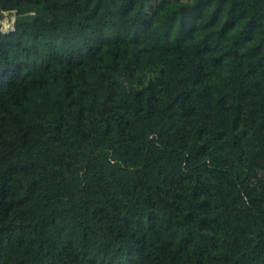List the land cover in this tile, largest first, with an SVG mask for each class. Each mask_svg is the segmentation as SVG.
I'll list each match as a JSON object with an SVG mask.
<instances>
[{"label": "trees", "instance_id": "trees-1", "mask_svg": "<svg viewBox=\"0 0 264 264\" xmlns=\"http://www.w3.org/2000/svg\"><path fill=\"white\" fill-rule=\"evenodd\" d=\"M0 12V264H264V0Z\"/></svg>", "mask_w": 264, "mask_h": 264}, {"label": "rangeland", "instance_id": "rangeland-1", "mask_svg": "<svg viewBox=\"0 0 264 264\" xmlns=\"http://www.w3.org/2000/svg\"><path fill=\"white\" fill-rule=\"evenodd\" d=\"M15 19L14 13H4L0 17V25L1 29L4 32L11 31L12 30V25Z\"/></svg>", "mask_w": 264, "mask_h": 264}, {"label": "water", "instance_id": "water-1", "mask_svg": "<svg viewBox=\"0 0 264 264\" xmlns=\"http://www.w3.org/2000/svg\"><path fill=\"white\" fill-rule=\"evenodd\" d=\"M2 13L0 12V17H1Z\"/></svg>", "mask_w": 264, "mask_h": 264}]
</instances>
